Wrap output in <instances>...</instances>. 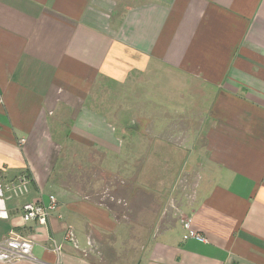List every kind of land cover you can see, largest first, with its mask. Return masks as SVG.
I'll return each instance as SVG.
<instances>
[{"label":"crops","instance_id":"1","mask_svg":"<svg viewBox=\"0 0 264 264\" xmlns=\"http://www.w3.org/2000/svg\"><path fill=\"white\" fill-rule=\"evenodd\" d=\"M153 78L136 121L110 106V85ZM94 156L145 228L67 183ZM0 172L31 178L0 196V240L35 243L6 264H127L126 245L135 264H264V0H0ZM51 197L46 225L23 222Z\"/></svg>","mask_w":264,"mask_h":264},{"label":"rangeland","instance_id":"2","mask_svg":"<svg viewBox=\"0 0 264 264\" xmlns=\"http://www.w3.org/2000/svg\"><path fill=\"white\" fill-rule=\"evenodd\" d=\"M162 71L163 70H159L156 77H160ZM162 76H165V75H162ZM153 80H155V78L151 80L150 85H148V81H145V82L139 83L140 85L138 86L131 85L122 90H119L117 87L110 85L109 91L107 92V95L109 97L110 106L117 107L120 104L119 105V107H121L120 113L121 111L129 113L130 123L136 121L138 117H141L144 115L145 111L136 109V112H135L134 111L135 109L134 100L138 102L139 96H146L149 94L151 95V93L153 94L161 93V92H156L158 87L153 85V82H152ZM160 89L161 87L159 86V91ZM162 94L164 93L162 92ZM184 95H187V94H184ZM119 97L120 98L122 97V100L124 99V102L122 101H121L122 103L118 102V99H120ZM145 105H150V103H145ZM148 107L149 106H147L145 109H147ZM170 113L175 114L174 110H172ZM119 120L120 119H117L116 122H119ZM88 157H89V154H88ZM93 161H94L93 166L91 165L86 166L85 159H81V160H75L73 162H70L66 167H64L63 169H68L67 174L69 176L68 178H66L67 183L76 184V179H78L77 184L81 186L83 191L84 189L86 190L90 189L88 194L93 196L92 199L97 202L107 204L112 209L113 211L112 214L116 216L119 221H126L127 223H130L129 225L136 224V227L137 225H139L142 228H145L143 223H147V222L144 219L133 218L132 213H129L131 211V206H130L131 204L128 203L129 202L128 200H130V195H129V189L127 186V182L122 184L121 181H119L118 178L114 174L104 173L100 165L97 164L99 162V159L96 156H94ZM128 178L129 177H127V179ZM151 215L152 214L146 215L144 218H147L149 222L153 220V217L149 219ZM142 232H143V235H141V237H142V241L144 242L145 239L149 237L147 235L149 234V230L142 229ZM129 237H130V234L128 233V235L126 234L123 239H126L125 241H127ZM120 251H121V255L122 254L126 255L125 260L126 262H128L127 264H135V258H137L138 247H135L136 255H134L133 247H131V245H126L125 247H122ZM130 258H131L130 260L131 262H129L128 260Z\"/></svg>","mask_w":264,"mask_h":264},{"label":"built area","instance_id":"3","mask_svg":"<svg viewBox=\"0 0 264 264\" xmlns=\"http://www.w3.org/2000/svg\"><path fill=\"white\" fill-rule=\"evenodd\" d=\"M31 188V178L25 174L14 178L4 177L0 172V196L6 199H20L28 195ZM58 209V200L55 197L49 199L48 204L43 201H27L20 207L21 218L24 223L35 222L39 225H46L49 217ZM184 227H190V222L182 221ZM191 236L200 242H206V238L198 233H191ZM65 240L75 243V238L71 232L65 235ZM76 244V243H75ZM91 246V243L88 244ZM35 243L31 239L19 235L11 234L0 240V264L18 263L24 260L33 259V249ZM52 251L61 254L62 246L53 242Z\"/></svg>","mask_w":264,"mask_h":264},{"label":"trees","instance_id":"4","mask_svg":"<svg viewBox=\"0 0 264 264\" xmlns=\"http://www.w3.org/2000/svg\"><path fill=\"white\" fill-rule=\"evenodd\" d=\"M25 174H27V173H25ZM29 176V175H28Z\"/></svg>","mask_w":264,"mask_h":264}]
</instances>
